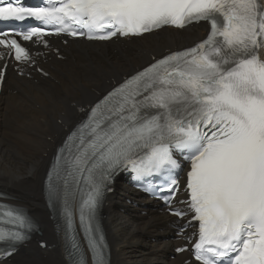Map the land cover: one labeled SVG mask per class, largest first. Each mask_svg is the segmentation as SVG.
<instances>
[{
	"label": "snow or ice",
	"instance_id": "snow-or-ice-1",
	"mask_svg": "<svg viewBox=\"0 0 264 264\" xmlns=\"http://www.w3.org/2000/svg\"><path fill=\"white\" fill-rule=\"evenodd\" d=\"M27 20L37 24L0 30V46L20 62L31 55L13 37L47 46V35L107 41L210 25L206 38L154 58L113 88L58 150L44 191L61 218L69 264H85L81 234L92 264H106L97 210L118 171L167 175L171 203L179 189L174 151L190 161L185 227L198 224L188 249L195 264H264V10L257 0H0V22ZM33 227L23 207L0 202V256Z\"/></svg>",
	"mask_w": 264,
	"mask_h": 264
},
{
	"label": "bare ground",
	"instance_id": "bare-ground-1",
	"mask_svg": "<svg viewBox=\"0 0 264 264\" xmlns=\"http://www.w3.org/2000/svg\"><path fill=\"white\" fill-rule=\"evenodd\" d=\"M203 28V24L181 31L166 27L108 44L74 40L62 46L63 60L52 53L41 57L48 78L35 72L29 78L18 77L9 71L13 86L5 97L0 95V109L4 103L0 118V190L12 197L13 204L28 210L36 222V232L14 256L0 264H69L62 235L55 231L43 194L45 173L55 147L81 118L82 109L100 91L112 86L121 73L133 72L135 65L149 61L150 54L161 53L172 43L190 44ZM126 197L142 206L127 204ZM73 212L78 226L75 204ZM100 215L106 264H183V255L170 259L172 248L179 244L174 241L175 235H170V216L158 212L152 202L136 196V191L121 181L116 180L113 192L105 196ZM39 238L46 240V248L38 247ZM86 264H92L89 258Z\"/></svg>",
	"mask_w": 264,
	"mask_h": 264
},
{
	"label": "rangeland",
	"instance_id": "rangeland-1",
	"mask_svg": "<svg viewBox=\"0 0 264 264\" xmlns=\"http://www.w3.org/2000/svg\"><path fill=\"white\" fill-rule=\"evenodd\" d=\"M41 239V238H40Z\"/></svg>",
	"mask_w": 264,
	"mask_h": 264
}]
</instances>
